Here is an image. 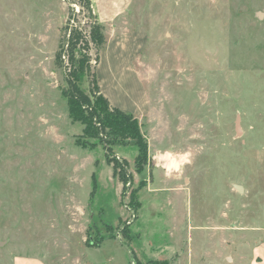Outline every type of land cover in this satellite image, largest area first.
Masks as SVG:
<instances>
[{
  "label": "rangeland",
  "instance_id": "rangeland-1",
  "mask_svg": "<svg viewBox=\"0 0 264 264\" xmlns=\"http://www.w3.org/2000/svg\"><path fill=\"white\" fill-rule=\"evenodd\" d=\"M90 1L106 36L92 72L147 163L126 140L78 145L56 54L65 26L89 31L84 0H0V264H202L206 243L236 257L263 237L264 0H129L116 16L119 0Z\"/></svg>",
  "mask_w": 264,
  "mask_h": 264
},
{
  "label": "trees",
  "instance_id": "trees-1",
  "mask_svg": "<svg viewBox=\"0 0 264 264\" xmlns=\"http://www.w3.org/2000/svg\"><path fill=\"white\" fill-rule=\"evenodd\" d=\"M81 6L89 13L92 24L86 32L80 28L65 26V35L56 54V64L66 71V84L62 95L67 103L69 118L74 123L83 125V134L79 136L78 145L95 147L94 142H105L115 146L124 140L138 150V160L147 163L148 143L144 138L140 125L131 114L113 107L101 93L96 72H92L91 44L96 48L95 62L99 61V53L106 45L104 26L95 21L90 0H84ZM88 79L90 88H83V81ZM108 143H107V142ZM115 171L121 182L128 183L126 174L120 164L113 158Z\"/></svg>",
  "mask_w": 264,
  "mask_h": 264
},
{
  "label": "crops",
  "instance_id": "crops-1",
  "mask_svg": "<svg viewBox=\"0 0 264 264\" xmlns=\"http://www.w3.org/2000/svg\"><path fill=\"white\" fill-rule=\"evenodd\" d=\"M107 1H109V0H107ZM115 1V0H114ZM107 4V3H106ZM128 4H130L129 3V0H119V3L117 4L116 2H114V3H110V4H108V8L110 7V8H112L113 9V11H111V9H110V11H106V12H108L107 14H109V15H119V14H121V12H122V10H123V12L124 13H126L127 12V10H128V8H129V5ZM106 12L105 13H103V15L105 14V15H107L106 14ZM122 12V13H123ZM127 60V59H126ZM125 60V61H126ZM126 62H124V64H125ZM125 66V65H124ZM131 82V81H130ZM130 84V83H129ZM132 85L133 86H135V87H138V85L134 82V81H132ZM128 86V85H127ZM143 86V85H142ZM131 94H132V97H133V93L131 92ZM141 97H139V99H140ZM174 213L175 214H177L178 216H180L181 218H182V216L184 215V217L186 216V211L184 212V210H182V209H174ZM188 217L190 218V224H189V227H190V231H191V229H192V225H191V211L189 210L188 211ZM188 219V218H187ZM187 219H185V221L187 220ZM182 220H183V218H182ZM256 230H258L255 234H254V236L256 237V238H259L260 237V235L261 236H263L262 238H261V240L258 242V243H249V244H242L241 243V245H240V240L238 241V242H233V244L232 245H234V249L233 248H230L231 249V252L229 253V251H227L228 253H229V255H231V254H236V257H233L232 255H231V258H228V255H225V252H224V254H220L221 252H220V248L222 249V248H224L225 247V245H219V246H217V247H215V246H212V245H208L207 243H206V247L202 250V251H204L203 252V254L204 255H208V257H207V255H206V258H210V259H208V261H205V262H201L202 264H264V226H257V229ZM190 243H189V245H188V251H189V255H190V248H191V242H192V235H190ZM224 242V241H223ZM222 242V243H223ZM224 244V243H223ZM244 245L247 247V248H249V250H252L251 252H250V257L249 258H247V256H246V254H243L242 252H241V247H244ZM231 246V245H230ZM201 251V252H202ZM169 252H166V251H162V250H158V251H156L155 253H153L154 255L153 256H155V257H157L158 259H162V260H169L170 258H173V257H171L169 254H168ZM227 253V254H228ZM201 254V253H200ZM200 254L197 256V257H199L200 256ZM220 254V255H219ZM187 255V254H186ZM219 255V260H215L214 261V259L215 258H217V256ZM211 256V257H210ZM189 257V256H188ZM218 259V258H217ZM196 260H198V258L196 259ZM199 261H202V258H201V260H199ZM175 262V261H174ZM196 263V262H195ZM171 264H173L172 262H171ZM191 264H194V262L192 261V263Z\"/></svg>",
  "mask_w": 264,
  "mask_h": 264
}]
</instances>
